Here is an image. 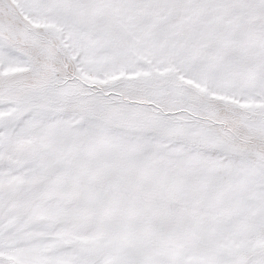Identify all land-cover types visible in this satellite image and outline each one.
<instances>
[{"label": "snow or ice", "instance_id": "obj_1", "mask_svg": "<svg viewBox=\"0 0 264 264\" xmlns=\"http://www.w3.org/2000/svg\"><path fill=\"white\" fill-rule=\"evenodd\" d=\"M0 264H264V0H0Z\"/></svg>", "mask_w": 264, "mask_h": 264}]
</instances>
